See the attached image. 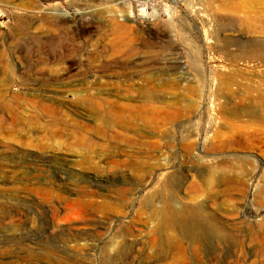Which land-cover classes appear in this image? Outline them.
Returning <instances> with one entry per match:
<instances>
[{"label":"rangeland","instance_id":"1","mask_svg":"<svg viewBox=\"0 0 264 264\" xmlns=\"http://www.w3.org/2000/svg\"><path fill=\"white\" fill-rule=\"evenodd\" d=\"M18 42L43 55L60 50L54 68L71 62L69 74L87 75L73 90L121 93L123 121L114 124L119 142L79 130L106 146L84 154L86 143L50 137L33 121L8 131L12 111L0 107V264H97L161 233L183 241L151 259L147 245L134 264L264 263V0H0V48ZM21 71L2 86L13 107L10 92L45 88L40 68L25 82ZM99 74L114 84L100 86ZM72 106L62 109L93 123ZM37 189L53 194L60 214Z\"/></svg>","mask_w":264,"mask_h":264},{"label":"bare ground","instance_id":"2","mask_svg":"<svg viewBox=\"0 0 264 264\" xmlns=\"http://www.w3.org/2000/svg\"><path fill=\"white\" fill-rule=\"evenodd\" d=\"M37 38V37H36ZM54 41V40H53ZM54 43V42H53ZM61 42H57V44H59ZM15 44V43H14ZM30 42H18L15 46H12L11 44H9L7 46V48L5 50H2L0 48V107H6L11 109L12 113L10 114V119L11 122L7 127L8 131H17L19 127L18 124L23 123L25 120L26 121H33L35 126H38L39 129L43 130L44 132L47 133L48 136L50 137H67V138H74V139H78L80 142H84L86 143V147L83 148L84 149V154H88L94 150H96L97 148H102L101 151H103L104 147H106L105 145H99L98 143H96L95 141H93V139L87 137L85 134H83L81 131L84 132H95L96 134L104 137L105 140L111 139V141H121V131H115L114 129V124L116 126H119L120 128L121 126V121H123V119L121 118V101L119 102V99H121V93H111L110 91L107 92H103L102 89L97 91V92H91L89 89H81V90H73L72 86L75 85H79V84H86L87 83V75H85L86 73L82 72V76L78 75V74H69L70 71L72 70V65H70L69 63V67L67 68L66 72H60L59 69L54 68L51 64L58 60H60V56L63 55L58 52L57 55L48 53L46 55H43L41 53V51L39 49H37L36 47H30ZM252 45V44H251ZM60 47V46H59ZM62 47V46H61ZM70 47H65L64 50H66V52L71 51L70 49H68ZM243 48V47H242ZM255 48V47H254ZM247 49V48H246ZM250 49V48H249ZM62 50V49H61ZM243 50V49H242ZM248 50V49H247ZM234 51V50H233ZM241 50H239L240 52ZM244 51V50H243ZM65 52V53H66ZM238 52V50H237ZM62 53V52H61ZM233 53V52H231ZM251 53V52H250ZM45 54V53H44ZM245 54V53H244ZM244 54L242 53V55L244 56ZM26 55H32L33 58L31 61H27L25 58L23 59V61H19V59H21V57H25ZM67 55V54H66ZM262 56V55H261ZM260 56V57H261ZM234 57V56H233ZM237 57V55H236ZM258 57V56H257ZM262 58V57H261ZM14 59V60H13ZM64 66V65H63ZM18 68L21 71L22 75L20 76V81L19 82H25L27 80L26 74L28 71H35L36 69L40 68L41 72L43 73L42 77L40 78V85H42L43 87H45L44 89L40 90V91H35L34 93H30L28 95V97L26 95H24V93H20L18 91H14V92H10V97L11 99H15L17 100V104L13 107V105L10 102H6V98H4L6 95L5 93L8 91H2L4 90L2 88V86L4 85H8L11 82V71L14 68ZM58 67V66H57ZM75 68V67H73ZM105 69V72L108 71V67L104 66L103 67ZM114 73L117 72L116 70H111ZM39 72V71H38ZM36 73V72H35ZM73 73V72H72ZM151 75V74H150ZM77 76H79V78L77 79H73L76 78ZM103 74H99L97 76H95L97 83L100 86L103 85H112L114 83L108 82V81H103ZM110 76V75H109ZM121 76V75H120ZM145 76V75H144ZM143 76V77H144ZM148 76V75H147ZM151 77V76H150ZM158 79V78H157ZM70 80H72L70 82ZM95 81V82H96ZM75 83V84H73ZM166 83V82H165ZM116 85H118L116 83ZM139 85V84H138ZM137 85V86H138ZM71 87V89H70ZM121 87V86H120ZM62 89V90H59ZM112 89V88H111ZM114 89V88H113ZM15 90V89H14ZM23 90V89H22ZM29 90V89H28ZM127 90V89H125ZM114 91V90H113ZM70 92H72L71 94H73V99H71L70 104L69 105H73L74 107H81L84 111L89 112L85 113L84 115L91 119L93 121V123H89L84 122V121H79L77 119H74L73 117H71L69 114H67L66 112L63 111L62 106H66L67 108H69L71 110V106H69L68 104H66L65 102V98L67 97V94ZM153 92V91H152ZM107 94V95H113L114 99H108L106 97H102V94ZM137 94V93H136ZM131 95V94H130ZM128 97V96H127ZM153 97V96H152ZM124 98V97H122ZM60 99V100H59ZM125 99V98H124ZM59 100V101H58ZM130 100V99H129ZM141 101V100H140ZM69 103V102H68ZM26 105L30 106L31 108V112L29 114H23V112L20 110L22 108H24ZM72 106V107H73ZM22 107V108H21ZM165 109V108H162ZM79 110V109H78ZM150 110V109H149ZM158 110V109H157ZM164 112V111H163ZM83 113V112H82ZM140 113V111H139ZM169 113V112H168ZM163 114V113H162ZM83 115V114H82ZM130 115V114H129ZM138 115V114H137ZM161 115V114H160ZM170 115V114H169ZM181 115V114H180ZM147 116V115H146ZM41 117L43 118L42 122H39V119ZM83 118V117H82ZM110 118V119H109ZM133 118V117H132ZM9 119V120H10ZM167 119V118H166ZM135 121V120H134ZM138 121V118L137 120ZM144 121V120H142ZM0 122L3 123V119L0 118ZM132 122V121H131ZM160 122V121H159ZM138 123V122H137ZM150 123V122H148ZM4 124V123H3ZM8 124V123H7ZM29 125V122H28ZM124 125V124H123ZM142 125V124H141ZM146 125V124H145ZM139 126V125H137ZM21 127V125H20ZM32 129V128H31ZM124 129V128H123ZM21 130H23V128H21ZM25 130V129H24ZM33 130H34V126H33ZM127 130V129H124ZM129 130V129H128ZM40 132V131H39ZM147 132V131H146ZM23 133V132H22ZM93 134V133H92ZM138 134V133H137ZM141 134V133H140ZM156 134V133H155ZM39 135V134H38ZM185 135V134H184ZM40 136V135H39ZM97 136V135H96ZM95 136V137H96ZM26 137V136H25ZM33 137V136H32ZM131 137V135L129 136ZM37 138V137H36ZM49 139V138H48ZM56 139V138H55ZM128 139V138H127ZM140 140V139H138ZM42 141V140H41ZM112 141V142H113ZM122 141H123V137H122ZM57 142H58V138H57ZM108 142V141H107ZM111 142V143H112ZM119 142V141H118ZM125 142V141H124ZM159 142V141H158ZM64 143V142H59ZM110 143V144H111ZM24 144V143H23ZM25 145V144H24ZM167 145V143H166ZM117 146V145H116ZM46 147V146H43ZM61 147V146H60ZM66 147H68V144L66 143ZM74 147V146H73ZM76 147V146H75ZM115 147V146H114ZM134 147V146H133ZM72 148V147H71ZM112 148V147H111ZM117 148V147H116ZM114 149V148H113ZM112 149V150H113ZM153 149V148H152ZM155 149V148H154ZM57 150V149H56ZM75 150V148H74ZM98 150V149H97ZM119 150V149H118ZM157 150V149H156ZM55 151V150H54ZM80 151V150H79ZM108 150H105V152ZM120 151V150H119ZM124 151V150H123ZM128 151V150H125ZM145 151V150H144ZM148 151V150H146ZM57 152V151H56ZM35 153V152H34ZM68 153V152H67ZM80 153V152H79ZM82 153V152H81ZM116 153V152H115ZM119 153V152H118ZM137 153V152H136ZM91 155V154H90ZM93 155V154H92ZM100 155V153H99ZM121 155V154H120ZM127 155V154H124ZM98 156V155H97ZM149 156V155H148ZM156 156V155H155ZM82 157V156H81ZM84 157V156H83ZM96 157V156H95ZM110 157V156H109ZM12 158V157H11ZM87 158V157H86ZM100 158V157H99ZM116 158V157H115ZM23 160V159H22ZM53 160V159H52ZM92 160V159H91ZM101 160V159H100ZM153 160V159H152ZM113 161V160H112ZM112 163V162H111ZM137 163V161H136ZM139 163V162H138ZM137 163V164H138ZM53 164V163H51ZM123 164V163H122ZM154 164V163H153ZM1 165V164H0ZM59 165V164H58ZM112 165V164H111ZM25 166V165H24ZM91 166V165H90ZM110 166V164H109ZM116 166V165H115ZM120 167V165H118ZM134 166V165H133ZM108 167V166H107ZM111 167V166H110ZM101 168V167H100ZM104 168V167H103ZM109 168V167H108ZM110 169V168H109ZM112 169V168H111ZM115 169V168H114ZM117 169V167H116ZM22 170V169H21ZM99 170V169H98ZM103 171V170H102ZM106 171V168H105ZM218 172V171H217ZM24 173V172H23ZM101 173V172H100ZM5 176V175H4ZM98 176V175H97ZM143 176V175H142ZM27 177V176H26ZM28 178V177H27ZM173 178V177H172ZM91 180V179H90ZM173 180V179H172ZM176 180V179H175ZM178 180V179H177ZM221 180V179H220ZM223 180V178H222ZM174 181V180H173ZM87 182L88 185H90V187H95L96 186H100V182L99 181H85ZM141 182V181H140ZM164 183V182H163ZM168 183V182H167ZM176 183V182H175ZM169 184V183H168ZM165 185V184H164ZM171 185V184H170ZM43 186V185H42ZM112 186V185H111ZM131 186V185H130ZM163 186V185H162ZM161 186V189H162ZM119 187V186H118ZM15 188V187H14ZM42 188V187H41ZM164 189V188H163ZM94 189H88L85 191V193L87 195H92L93 193H96ZM174 190V189H173ZM114 191V190H113ZM158 191V190H157ZM162 191V190H161ZM160 191V192H161ZM165 191V190H164ZM163 191V192H164ZM23 192V191H22ZM38 193H42L44 197L48 198L50 200V209L49 211H51L52 215H56L57 213L60 214L59 210L63 209L62 206H60L55 202H52L53 200H51L53 198V194L51 192H49L48 190H44V189H37ZM99 192V191H98ZM162 192V193H163ZM174 192V191H173ZM9 193V192H8ZM156 191L153 193L155 194ZM17 194V193H16ZM15 194V195H16ZM172 194V193H171ZM83 195V194H82ZM101 195V194H100ZM125 195H127V193H125ZM41 196V195H40ZM48 196V197H47ZM97 196V195H96ZM102 196V195H101ZM159 195H157L156 197H158ZM59 197V196H58ZM154 197V196H152ZM171 197V196H170ZM173 197V196H172ZM122 198V197H121ZM44 199V198H43ZM156 199V198H154ZM153 199V200H154ZM175 199V198H174ZM75 200V199H74ZM151 200V199H150ZM152 200V201H153ZM165 200V199H164ZM80 202H88V200L86 199H81L79 200ZM151 201V202H152ZM169 201V200H168ZM14 202V201H13ZM146 203V201H144ZM154 202V201H153ZM174 202V201H173ZM78 203V202H77ZM174 204V203H173ZM81 205V203H80ZM167 205V204H166ZM172 205V204H171ZM66 206V205H65ZM71 206V205H70ZM164 206V205H162ZM9 207V206H8ZM154 208V207H153ZM174 208V207H173ZM171 208L170 206H168L166 209H168V212H172L175 211V209ZM179 208V207H178ZM182 208V207H180ZM165 209V210H166ZM163 210V209H162ZM164 210V212H166ZM186 210V209H185ZM183 211V210H181ZM177 214V211H175ZM190 212V209H189ZM196 212V211H195ZM2 213V212H1ZM151 213V212H150ZM162 213V211H161ZM173 213V212H172ZM183 214L186 212H182ZM112 214V213H111ZM170 214V213H169ZM181 214V213H180ZM134 215V214H133ZM153 215V214H151ZM155 215V214H154ZM173 215V214H172ZM175 215V214H174ZM188 215V214H187ZM57 216V215H56ZM190 216V214L188 215ZM187 216V217H188ZM192 216V215H191ZM88 217V216H87ZM176 217V215H175ZM168 218V217H167ZM164 218L163 223L162 224H173V220L174 219H167ZM190 218V217H189ZM60 219V218H59ZM161 219V218H160ZM185 219V218H184ZM183 219V220H184ZM191 219V218H190ZM193 219V218H192ZM159 220V218L157 219ZM182 220V221H183ZM194 220V219H193ZM192 221V220H191ZM195 221V220H194ZM134 222V221H133ZM160 222V221H159ZM160 223V224H161ZM178 223V222H177ZM196 223V222H195ZM90 224V223H89ZM123 224V223H122ZM157 224V223H156ZM159 224V223H158ZM187 224V223H186ZM13 225V224H12ZM155 225V224H154ZM189 225L191 228H193L195 230V228H197V223L196 225L193 222H189ZM188 225V226H189ZM14 226V225H13ZM163 226V225H162ZM179 226V225H178ZM165 227V226H164ZM170 227L172 228V225H170ZM155 228V227H154ZM168 228L167 230L171 229ZM174 228V227H173ZM172 228V229H173ZM176 228V227H175ZM174 228V229H175ZM186 228V227H185ZM184 228V229H185ZM102 229V228H101ZM164 229V228H163ZM166 229V228H165ZM171 229V230H172ZM178 229V228H177ZM181 229V227H180ZM11 230V229H10ZM117 230V229H116ZM153 230V229H151ZM156 230V229H155ZM186 230V229H185ZM190 230V229H189ZM193 230V231H194ZM157 231V230H156ZM162 231V230H161ZM166 231V230H164ZM163 231V232H164ZM184 231V230H183ZM192 231V233L194 234V232ZM134 232V231H133ZM152 232V231H151ZM129 233V232H128ZM131 233V232H130ZM155 233V231H154ZM165 233V232H164ZM190 233V231H189ZM192 233H190L192 235ZM23 234V233H22ZM168 234V233H166ZM186 234V232H185ZM2 235V234H1ZM9 235V234H7ZM117 235V234H116ZM152 235V234H151ZM171 235V234H170ZM170 235H162L161 234H156L152 237H150L148 240H139L138 242L136 241L134 246L132 245L130 248H125L123 250H121V248H119V250L117 251H113L112 253L109 252H105V254L103 256H101L99 259H97V264H122V263H133V261H135V258L137 255H134L135 251L137 252V254L144 253V249L147 247V245L149 246V251L152 252L151 256L146 255L145 258L147 259H151V257H154V254L157 253H161L162 255H165V253L169 252L174 244H180L181 240L180 239H173ZM183 235V233H182ZM187 235V234H186ZM178 236V234H177ZM189 236V235H188ZM187 236V238H188ZM194 236V235H193ZM25 237V236H24ZM116 237V236H115ZM120 237V236H119ZM139 237V236H138ZM184 237V236H183ZM195 237V236H194ZM19 238V235H18ZM118 238V237H117ZM178 238V237H177ZM222 238V237H221ZM147 239V238H146ZM189 239V238H188ZM192 241V240H190ZM120 243V242H119ZM184 243V242H183ZM129 244V243H128ZM120 245V244H119ZM182 248V247H181ZM176 249V248H175ZM48 250V249H47ZM179 250V249H178ZM186 251V249H184ZM183 250V251H184ZM182 252V250H181ZM174 253V252H173ZM258 253V252H257ZM141 256H144L142 255ZM149 254V253H148ZM185 254V253H184ZM183 254V255H184ZM260 254V253H259ZM91 255V254H89ZM178 255V254H177ZM181 255V254H180ZM160 256V255H159ZM176 256V255H175ZM77 257V256H76ZM138 257V256H137ZM178 257V256H177ZM184 257V256H183ZM182 257V258H183ZM186 257V256H185ZM163 258V257H162ZM172 258V257H171ZM181 258V257H180ZM178 258V259H180ZM181 258V259H182ZM71 263L73 264H78V263H86V260L79 259V258H71ZM137 259V258H136ZM164 259V258H163ZM173 259V258H172ZM177 259V258H176ZM175 259V260H176ZM186 259V258H185ZM174 260V261H175ZM187 260V259H186ZM256 260V259H255ZM59 261V260H58ZM183 260H181L182 262ZM237 261V260H236ZM240 261V260H239ZM238 261V262H239ZM138 263L135 262V264ZM174 263V262H173ZM179 263V262H178ZM134 264V263H133ZM149 264V262H148ZM184 264V262H183ZM264 264V263H263Z\"/></svg>","mask_w":264,"mask_h":264},{"label":"built area","instance_id":"3","mask_svg":"<svg viewBox=\"0 0 264 264\" xmlns=\"http://www.w3.org/2000/svg\"><path fill=\"white\" fill-rule=\"evenodd\" d=\"M143 1H146V0H143Z\"/></svg>","mask_w":264,"mask_h":264}]
</instances>
